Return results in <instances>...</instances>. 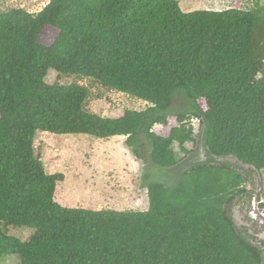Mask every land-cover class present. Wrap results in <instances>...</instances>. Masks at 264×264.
<instances>
[{
	"label": "trees",
	"instance_id": "1",
	"mask_svg": "<svg viewBox=\"0 0 264 264\" xmlns=\"http://www.w3.org/2000/svg\"><path fill=\"white\" fill-rule=\"evenodd\" d=\"M52 69L150 105L116 118L90 112L87 87L48 83ZM178 95L185 108L173 110ZM171 117L178 125L159 133ZM193 119L207 160L173 186L153 180L154 167L178 164L175 142L188 153L186 143L197 141ZM39 131L126 136L143 162L148 209L58 203L65 174L46 172ZM263 170L264 6L185 12L178 0H50L36 13L0 12V261L264 264L227 207ZM8 225L34 232L23 241L7 234Z\"/></svg>",
	"mask_w": 264,
	"mask_h": 264
},
{
	"label": "rangeland",
	"instance_id": "2",
	"mask_svg": "<svg viewBox=\"0 0 264 264\" xmlns=\"http://www.w3.org/2000/svg\"><path fill=\"white\" fill-rule=\"evenodd\" d=\"M50 0H0V12L13 8H25L29 12H39ZM183 11L214 10L221 11L229 8L254 10L264 6V0H178ZM50 84L58 81L62 84L79 83L89 90V99L86 109L104 117H120L126 109L144 110L150 103L116 90H110L93 78L78 75H63L50 70L46 76ZM185 108L182 96H176L173 110ZM176 117L169 119L166 127L157 126L161 134H168L170 127L177 126ZM196 142H187L185 153L177 142L173 148L179 158L174 168L154 167L153 180L173 186L179 181L184 172L194 169L193 161L207 157L199 135V121L192 120ZM127 137L114 136L110 139H101L86 134H53L39 131L35 139L36 153L40 154L46 172L49 174L63 173L65 180L57 185L55 200L65 207H80L92 210H133L144 211L149 207L147 189L140 186L143 173V162L135 157L132 149L125 144ZM205 159V158H204ZM240 166L233 157H228ZM207 159H205L206 161ZM222 160V159H221ZM193 164V167H191ZM247 167V166H245ZM262 177V181L261 178ZM255 175L256 194L264 189V170ZM179 178V179H178ZM254 182V184H255ZM248 180L244 184L249 187ZM259 202L264 205V193H261ZM244 195H236L229 203L228 211L235 221L236 227L259 246L264 256V232L254 237L244 227L241 206ZM258 202V201H257ZM260 211L264 212V206ZM4 230L9 235L25 241L30 238L34 228L8 225ZM262 230V229H261ZM264 231V230H262ZM20 258L16 255L4 257L0 264H19ZM264 263V262H263Z\"/></svg>",
	"mask_w": 264,
	"mask_h": 264
},
{
	"label": "flooded vegetation",
	"instance_id": "3",
	"mask_svg": "<svg viewBox=\"0 0 264 264\" xmlns=\"http://www.w3.org/2000/svg\"><path fill=\"white\" fill-rule=\"evenodd\" d=\"M258 174L260 176V172L253 171L250 176H248V183L250 184L248 188H246L247 192L244 195V202H242L241 212L242 218L244 220V227L247 232H249L252 236L257 237L261 232H264L260 229L259 221L260 214L262 211L260 209L263 208L262 202H259V197L261 193H264V189L259 190L256 194V182L254 180L255 175ZM261 181L262 177L260 176ZM255 182V184H254ZM258 201V202H257Z\"/></svg>",
	"mask_w": 264,
	"mask_h": 264
},
{
	"label": "water",
	"instance_id": "4",
	"mask_svg": "<svg viewBox=\"0 0 264 264\" xmlns=\"http://www.w3.org/2000/svg\"><path fill=\"white\" fill-rule=\"evenodd\" d=\"M202 146H203V144H202ZM203 148H204V146H203ZM202 160H195V161H193V164H196V163H200V162H204L205 161V159H207V157H205V156H203L202 155ZM205 158V159H204ZM193 164H191V167H193ZM178 165V164H177ZM175 167V166H174ZM174 167H172V168H174ZM172 168H169V169H172ZM193 168H190V170H192ZM189 170V171H190ZM185 173V172H184ZM179 179V178H178ZM260 221H259V225H260V229H262V230H264V212H262L261 214H260ZM234 220V219H233ZM235 222V221H234ZM262 235V234H261ZM260 235V236H261Z\"/></svg>",
	"mask_w": 264,
	"mask_h": 264
},
{
	"label": "crops",
	"instance_id": "5",
	"mask_svg": "<svg viewBox=\"0 0 264 264\" xmlns=\"http://www.w3.org/2000/svg\"><path fill=\"white\" fill-rule=\"evenodd\" d=\"M121 137H125V136H121Z\"/></svg>",
	"mask_w": 264,
	"mask_h": 264
}]
</instances>
